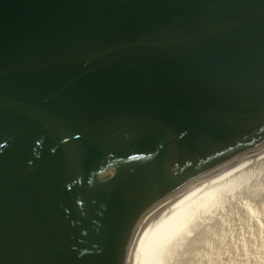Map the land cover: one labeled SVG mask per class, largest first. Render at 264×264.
<instances>
[{"label":"water","instance_id":"1","mask_svg":"<svg viewBox=\"0 0 264 264\" xmlns=\"http://www.w3.org/2000/svg\"><path fill=\"white\" fill-rule=\"evenodd\" d=\"M262 149L264 0H0V264H130Z\"/></svg>","mask_w":264,"mask_h":264},{"label":"bare ground","instance_id":"2","mask_svg":"<svg viewBox=\"0 0 264 264\" xmlns=\"http://www.w3.org/2000/svg\"><path fill=\"white\" fill-rule=\"evenodd\" d=\"M238 255L239 263L233 261ZM241 259L264 264V149L215 185L157 206L142 226L130 264Z\"/></svg>","mask_w":264,"mask_h":264},{"label":"rangeland","instance_id":"3","mask_svg":"<svg viewBox=\"0 0 264 264\" xmlns=\"http://www.w3.org/2000/svg\"><path fill=\"white\" fill-rule=\"evenodd\" d=\"M240 257H241V256L238 255V256L236 257L237 259H233V261L239 263V261H240ZM227 258H230V256H227ZM243 260H244V258H243ZM225 261H228V260H225ZM241 262H242V259H241ZM221 263L223 264L224 261L222 260ZM242 264H243V262H242Z\"/></svg>","mask_w":264,"mask_h":264}]
</instances>
